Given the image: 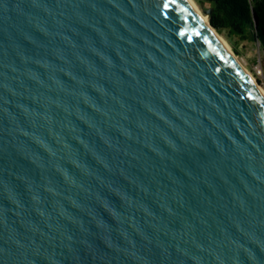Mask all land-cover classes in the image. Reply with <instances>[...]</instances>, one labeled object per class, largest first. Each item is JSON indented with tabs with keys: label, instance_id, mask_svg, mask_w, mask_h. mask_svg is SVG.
Returning <instances> with one entry per match:
<instances>
[{
	"label": "water",
	"instance_id": "obj_1",
	"mask_svg": "<svg viewBox=\"0 0 264 264\" xmlns=\"http://www.w3.org/2000/svg\"><path fill=\"white\" fill-rule=\"evenodd\" d=\"M0 264H264V96L185 0H0Z\"/></svg>",
	"mask_w": 264,
	"mask_h": 264
},
{
	"label": "trees",
	"instance_id": "obj_2",
	"mask_svg": "<svg viewBox=\"0 0 264 264\" xmlns=\"http://www.w3.org/2000/svg\"><path fill=\"white\" fill-rule=\"evenodd\" d=\"M203 10H212L211 27L237 52L232 39L258 42L264 50V0H193ZM255 17L257 22L255 23Z\"/></svg>",
	"mask_w": 264,
	"mask_h": 264
},
{
	"label": "rangeland",
	"instance_id": "obj_3",
	"mask_svg": "<svg viewBox=\"0 0 264 264\" xmlns=\"http://www.w3.org/2000/svg\"><path fill=\"white\" fill-rule=\"evenodd\" d=\"M196 6L202 14L206 15L197 4ZM219 36L228 45L237 60L250 72L257 85L264 91V50L260 48L259 43L247 40L238 41V39L234 37L232 41L237 50V52H234L232 46L229 45L224 37L221 35Z\"/></svg>",
	"mask_w": 264,
	"mask_h": 264
},
{
	"label": "bare ground",
	"instance_id": "obj_4",
	"mask_svg": "<svg viewBox=\"0 0 264 264\" xmlns=\"http://www.w3.org/2000/svg\"><path fill=\"white\" fill-rule=\"evenodd\" d=\"M188 5L193 9V11L196 13V15L198 16V18L204 23V25L209 29V31L211 32V34L215 37V39L222 45V47H224V49H226V51L229 53V55L234 59V61L238 64V66L242 69V71L248 76V78L250 79V81L252 82V84L258 89V91L264 96V91L263 89H261L259 87V85H257V83L255 82V79L253 78V76L250 74V72L237 60V58L235 57V55L232 53V51L230 50V48L228 47V45L224 42V40L219 36V34L212 29L209 26L208 20H207V16L202 14L200 12V10L197 8L195 2L193 0H185Z\"/></svg>",
	"mask_w": 264,
	"mask_h": 264
},
{
	"label": "snow or ice",
	"instance_id": "obj_5",
	"mask_svg": "<svg viewBox=\"0 0 264 264\" xmlns=\"http://www.w3.org/2000/svg\"><path fill=\"white\" fill-rule=\"evenodd\" d=\"M165 7H167V4L165 5ZM186 10V9H185ZM183 34V33H182Z\"/></svg>",
	"mask_w": 264,
	"mask_h": 264
}]
</instances>
